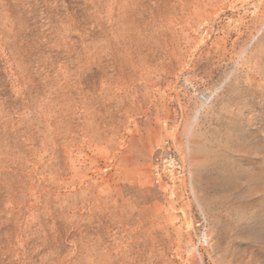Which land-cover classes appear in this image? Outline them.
<instances>
[{"label": "rangeland", "instance_id": "obj_1", "mask_svg": "<svg viewBox=\"0 0 264 264\" xmlns=\"http://www.w3.org/2000/svg\"><path fill=\"white\" fill-rule=\"evenodd\" d=\"M0 264H264V0H0Z\"/></svg>", "mask_w": 264, "mask_h": 264}, {"label": "built area", "instance_id": "obj_2", "mask_svg": "<svg viewBox=\"0 0 264 264\" xmlns=\"http://www.w3.org/2000/svg\"><path fill=\"white\" fill-rule=\"evenodd\" d=\"M152 178L156 185L169 187L171 193L179 184H183L185 188L190 190V169L178 158L167 142L160 149V154L152 167ZM195 225L200 232L199 245H206L207 235L204 218L199 216Z\"/></svg>", "mask_w": 264, "mask_h": 264}]
</instances>
